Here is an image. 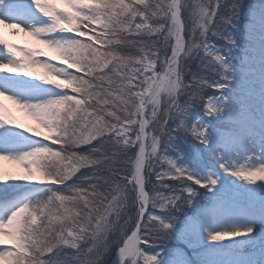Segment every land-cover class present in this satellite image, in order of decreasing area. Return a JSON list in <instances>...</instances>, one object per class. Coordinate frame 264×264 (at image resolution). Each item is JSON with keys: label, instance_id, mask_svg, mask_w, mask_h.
Wrapping results in <instances>:
<instances>
[{"label": "clouds", "instance_id": "obj_1", "mask_svg": "<svg viewBox=\"0 0 264 264\" xmlns=\"http://www.w3.org/2000/svg\"><path fill=\"white\" fill-rule=\"evenodd\" d=\"M32 2L43 21L27 27L0 21L11 36L20 30L38 45L17 44L0 33V46L11 58L7 66L0 62V71L15 68L38 82H25L12 94L0 91L15 110L0 102V127L37 139L0 153V160L24 173L0 172V184L63 188L20 194L0 206V264H104L113 245L119 264H140L142 236L170 233L177 221L171 213L184 200L166 181L187 179L204 187L196 171L178 164L169 150L172 133L191 134L188 118L205 87H227L202 74L229 72L231 62L208 51L206 43L210 31L235 43L230 32L212 28L221 0H73L79 11L70 18L54 16L50 0ZM230 8L235 15L239 4ZM221 22L230 24L232 16H221ZM193 62L198 70L188 67ZM36 69L40 74L29 71ZM210 111L205 115L216 116ZM15 112L31 123L18 122ZM219 167L229 174L224 164ZM232 173L264 183V165ZM229 232L224 238L248 235L251 227ZM154 264H160L159 252Z\"/></svg>", "mask_w": 264, "mask_h": 264}, {"label": "rangeland", "instance_id": "obj_2", "mask_svg": "<svg viewBox=\"0 0 264 264\" xmlns=\"http://www.w3.org/2000/svg\"><path fill=\"white\" fill-rule=\"evenodd\" d=\"M4 2L7 5H15L17 9L22 6L21 4H31V0H4ZM50 2L57 10L67 7L64 0H50ZM233 2L239 4V9L236 10L235 15H232V9L230 8ZM15 6L10 8L13 10ZM217 10L218 15L214 17L212 25L213 30L223 33L230 32L235 43L229 44L223 36H212L211 31L208 34L209 38L206 43L231 62V70L227 73L226 79L224 75L208 71L207 69H204L202 74L206 75L211 81H220L227 84V87L219 90L205 87L199 104L191 110L188 118L189 126H191L193 121H198L200 124L207 126L209 144L205 146L198 143L191 134L187 136L180 133H172L175 136V140L173 147L169 150V154L176 159L178 164L187 165L201 176L211 175L218 178V184L212 191H209L208 188H202L191 181H184L183 183L180 181H166L172 184L182 197H187L188 195L182 189L191 184L195 189V195L191 196V203H188L185 199L177 202L180 210L178 212L174 210L171 213L177 216V221L170 233L142 236L144 243L141 245V249L146 254L159 252L160 264H264V252H257V248L264 249V241L257 242L252 240L255 236L264 239V234L257 235L261 226L259 220L264 218V200L255 196L258 186L256 183L251 184L238 180L236 177L223 172L219 167L222 162H227L229 166L236 165V162L242 164L244 154L241 151L243 150L236 148V146L239 147L245 144V138L250 139L252 143L248 145V148L255 155L258 147L261 146L260 140L247 134L249 127L242 117L229 112L223 113L222 111H220L219 115L212 117L205 115L207 111L205 106L210 98H214L216 102L228 104L230 107L231 105H237L236 102L238 101L257 108L256 111L259 113H264V99L259 97L257 93L249 95V92L244 89L245 85H254L253 87L257 88L256 86L262 83L264 77V74L260 73L261 71L259 72L260 74L256 72L259 71L256 70L257 67L262 69L260 66H262V61H264V34L257 33L252 29L264 27V0H221V5H218ZM7 11L11 12L8 9L2 10L4 13H7ZM229 15L232 16V22L230 24L222 23L221 16L226 17ZM4 16L0 17V19H4ZM182 16L183 19L187 20L188 13L185 12ZM8 20L11 23H16V20ZM38 20L39 18L34 21L31 19L27 20L28 25ZM11 31L7 29L9 35ZM17 32L18 34L12 42L38 46L23 31L17 30ZM69 35H75V33H69ZM256 46H261L262 49H258ZM0 52V56H2L4 50L1 48ZM201 55H204V53H201ZM188 67L194 71L198 70L196 62L188 65ZM252 69L254 71H246ZM29 71L32 72L31 70ZM8 74L13 77L11 78L12 80L6 81L0 74V85L7 84L9 94L23 89L26 86L25 82L29 84L38 83L29 81L27 77L18 75L15 72ZM9 76L5 74L6 78ZM2 79L6 82L2 83ZM10 81H15L16 83L9 84L8 82ZM253 82L255 84H252ZM43 87L47 88L50 86ZM52 91L56 92L58 90L53 89ZM226 96L234 98L235 101ZM0 102L14 110V106L6 98H0ZM15 115L18 118V122L22 124L31 123L22 113L15 112ZM171 126L172 122L170 121L169 127L171 128ZM4 132L18 134L15 141L17 148L9 149L11 151L18 150L20 147L26 146V144L37 139L29 137L27 133H22L21 130L9 126L0 129V135ZM229 139L234 143L228 141ZM87 147L83 146V150H87ZM2 151H4V146H0V152ZM0 172L5 175H24L23 170L18 165L8 160H0ZM86 172L87 170H81V174ZM33 179H36V177H33ZM15 183L16 181H9L6 184H0V202L9 201L14 197H19L20 194H47L49 188L54 190L63 188L61 185L41 187L44 184L23 183L16 185ZM207 206H211L215 211H218L220 216L218 222L209 221L203 217V209ZM238 222L253 229L250 234L244 236L245 241H241L239 237L223 238L219 241L209 238L210 234L219 232L223 224L236 225ZM212 225L216 227V230H213ZM142 231L144 230L142 229ZM113 239H116V237ZM2 247L3 245H0V248ZM116 251V246L113 245L105 257L104 264L110 261ZM140 264H145L142 258H140Z\"/></svg>", "mask_w": 264, "mask_h": 264}, {"label": "bare ground", "instance_id": "obj_3", "mask_svg": "<svg viewBox=\"0 0 264 264\" xmlns=\"http://www.w3.org/2000/svg\"><path fill=\"white\" fill-rule=\"evenodd\" d=\"M4 3L5 2H3V4H0V5H2L5 8V10L6 9L11 10V12L7 11V13H4V12H2L3 7H0V17L4 16V14H5V16H4L5 22L11 23L8 19L16 20V23H19L20 25L22 24L21 26H23V27H27L28 26L27 20L31 19L34 21V20H36V18H39V20L35 22V23H39L45 19L37 12V10L34 8V6H32V4H30V5L29 4H21L23 7L19 6L20 8L17 9L15 5H11V4L7 5ZM16 3H18V2H16ZM18 4H16V5L18 6ZM11 6H15L13 8V10L10 8ZM7 29L12 30L11 28L0 27V33H2L6 39H8L9 41L12 42L13 39L15 38V36L14 37L10 36L7 32ZM15 41H16V39H15ZM1 48H2V46H0V49ZM6 71L8 73H11V74L13 73L8 69H6ZM31 71L34 72L35 74H40V70H38V69L31 70ZM8 73H4V74H7L9 76ZM4 78L6 79V81H8L13 77L9 76L8 78H6V77H4ZM6 81L3 79L1 80L2 83L3 82L5 83ZM261 89L264 90V85L261 86ZM236 103H237V105H231V107H229V105H223L221 103H216V104L221 109V111L223 113H228V112L230 113V110L231 111L233 110L232 112L236 115L239 114L240 116L246 115L247 117H250L249 119L247 118V122L254 130L256 129L257 131H259V133L261 135V137H259V139L262 141V145L260 147H258L257 153L255 155H254V153L252 154V151H250V149L248 148V145H250L252 143V141H250V139L245 138L246 143L242 144L239 147L236 146V148L243 150V151H241L244 154L243 163L247 162L248 164H252V165L257 164V163H264V128H263L264 127V114H260V113L252 111V107H250L249 110H247V108L240 106L239 102H236ZM229 108H231V109H229ZM258 121L262 122V126L258 125ZM248 134L252 135L253 138H256L255 133H252V134L248 133ZM221 141H223V139H221ZM228 141L231 142V139H229ZM231 143H234V142H231ZM239 164H241V163L236 162V165H239ZM23 183H26V182L16 181L15 184L19 185V184H23ZM26 184H33V183H26ZM256 184L258 186V189L256 191L257 194H255V196L261 197L264 199V183L257 182ZM216 218L218 219L220 217L217 216ZM259 223L261 225L259 234H264V218L261 219ZM240 227H245V226L241 222L236 223V225L226 223V224H223L221 226L220 231H231V230H234V229L240 228ZM239 238L241 241H245L244 236H239ZM252 240L257 241V242L264 241V239L259 238L257 236L253 237ZM109 264H119L118 258H117V252Z\"/></svg>", "mask_w": 264, "mask_h": 264}, {"label": "snow or ice", "instance_id": "obj_4", "mask_svg": "<svg viewBox=\"0 0 264 264\" xmlns=\"http://www.w3.org/2000/svg\"><path fill=\"white\" fill-rule=\"evenodd\" d=\"M4 0H0V4H3ZM120 2L122 3H125L127 4V0H120ZM64 3L67 5L66 8H63V9H60V10H57L55 8V12H54V16H56L57 18L60 16V15H63L65 17H71L74 13L78 12L79 11V5H76V6H73V0H64ZM31 4L34 6V8L37 7V5H35L32 0H31ZM0 21H4V19H0ZM7 24H13V23H8V22H5ZM18 24V23H17ZM90 34V33H89ZM66 35H69V34H66ZM208 51L210 52H215V49L211 48L210 46L208 47L207 49ZM10 56L7 52H3V55L0 56V62L4 63L5 66H7V64L10 62ZM6 69L10 70L11 72H17L18 70L15 69V68H5V71H0V73H8L6 71ZM230 68L228 69V71L230 72ZM31 74V73H30ZM227 77L225 76V79ZM9 84H15L16 82L15 81H10L8 82ZM212 84H215V85H220V84H224L220 81H211ZM0 91H7L9 93V88H8V85L5 84V85H0ZM207 110H211L210 111V115H219L220 114V111L221 109L217 106L216 104V101L214 98H210L207 102ZM191 135L196 138V137H199V138H202L201 139V144H204V143H207L209 144V135H208V129L205 128V125H202L200 124L198 121H193L191 123ZM5 127H0V129H4ZM16 136H18V134H11V133H8V132H4L2 135H0V146H4V151L0 152V153H9V152H12L11 150L9 149H15L17 148V144H16ZM220 164H224L225 165V169L228 170L229 172V175H232V169H236L237 171H239L241 168H244V167H258V166H261V165H264V163H257V164H248L247 162L245 163H242V164H239V165H232V166H229L227 164V162H222ZM197 173V179L200 180V183L206 187V188H209V187H212L214 184L217 183L218 181V178H215L211 175H208V176H201L198 172ZM25 179H33V177H25ZM184 181H191L193 183L192 180H187L185 179ZM183 192L187 193V197H184L185 200H187V202H191V196L195 195V189L191 186V184H188L187 186H185L183 189H182ZM60 197L57 196V200H59ZM141 223H143V221H141ZM252 228H251V232H252ZM222 232V234H221ZM217 234L213 235V234H210L209 235V238L211 240H222L224 238L225 235H230L232 234L231 232L229 231H219V232H216ZM239 237V236H237ZM2 250V249H0ZM140 258H142L145 262V264H154V254H146L142 249H139L138 252H137V260L140 261Z\"/></svg>", "mask_w": 264, "mask_h": 264}]
</instances>
